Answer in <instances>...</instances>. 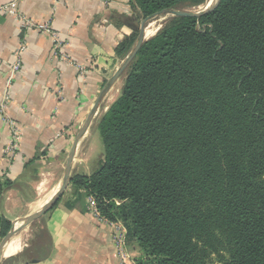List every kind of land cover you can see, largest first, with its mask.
Returning a JSON list of instances; mask_svg holds the SVG:
<instances>
[{
  "label": "trees",
  "instance_id": "16d2710c",
  "mask_svg": "<svg viewBox=\"0 0 264 264\" xmlns=\"http://www.w3.org/2000/svg\"><path fill=\"white\" fill-rule=\"evenodd\" d=\"M204 2L131 0L116 56H127L143 17ZM121 76L96 125L103 161L71 176L72 202L91 196L120 222L137 244L134 264H264V0L168 16ZM12 186L0 177V240Z\"/></svg>",
  "mask_w": 264,
  "mask_h": 264
},
{
  "label": "crops",
  "instance_id": "0c3cea01",
  "mask_svg": "<svg viewBox=\"0 0 264 264\" xmlns=\"http://www.w3.org/2000/svg\"><path fill=\"white\" fill-rule=\"evenodd\" d=\"M17 7L37 24L50 22L65 42L67 54L86 68L81 74L76 66L53 57L47 34L25 29L18 18L0 12V104L4 108L0 113L13 120L20 132L16 154L5 157L11 131L0 117V177L13 182L1 205L11 222L41 208L59 188L72 142L104 83L123 60L115 54L117 45L131 33L123 19L135 13L131 0H18ZM21 44L20 69L9 76V65ZM104 97L79 138L71 175L95 171L90 169L88 154L97 121L111 104H104ZM30 184L35 195H28ZM74 198L69 184L57 205L33 221L41 224L45 239L40 234L31 238L28 229L15 232L12 238L21 241L20 249L2 260L17 256L30 264H119L112 228L87 210L84 198L76 203ZM126 249L129 264H134L139 253L136 245Z\"/></svg>",
  "mask_w": 264,
  "mask_h": 264
},
{
  "label": "built area",
  "instance_id": "2783aa9c",
  "mask_svg": "<svg viewBox=\"0 0 264 264\" xmlns=\"http://www.w3.org/2000/svg\"><path fill=\"white\" fill-rule=\"evenodd\" d=\"M18 0H11L7 3H0V12H3L9 16L18 18L22 22V27L25 29H34L38 32H42L47 34L52 42V56L57 58L58 60L65 62L69 65H74L77 67L81 74L85 71L84 64H77L65 51V42L61 40L55 32L52 30L50 22L45 23H35L32 19L27 17L21 11H19L17 7ZM24 49V44H21L19 48L14 53V59L9 65L10 75H14L20 69L21 60H20V52ZM3 104H0V112L3 110ZM0 117L6 121L9 129L11 131V140L4 148L3 152L5 157L11 158L13 157L19 146L20 140V132L15 124V122L9 118L2 116L0 113ZM87 202V210L99 221L107 224L112 228L113 235V246L115 253L118 257L119 264H129V256L126 249V229L120 222L108 221L104 217H102L96 209L95 201L91 196L86 198ZM133 264V263H132Z\"/></svg>",
  "mask_w": 264,
  "mask_h": 264
},
{
  "label": "water",
  "instance_id": "95a60500",
  "mask_svg": "<svg viewBox=\"0 0 264 264\" xmlns=\"http://www.w3.org/2000/svg\"><path fill=\"white\" fill-rule=\"evenodd\" d=\"M218 3H219V0H216L212 5L206 6L204 9H202L200 11L186 10V9L181 10V9H173V8L164 9V10L156 12L150 16L143 17L141 19L140 27H139V33H138V36L136 38L134 45L132 46V48L129 51V53L127 54V56L121 61L120 65L115 70V72L104 83L96 101L93 104L91 111L89 112V114H88V116H87V118L83 124V126L79 129V131L77 132V134H76V136L72 142V146H71L70 152H69L67 160H66V164H65V168L63 171V176H62V180H61V184H60L59 188L51 196V198L47 202L44 203V205L41 208H39L38 210H36V211H34L28 215L21 216V217L16 218L15 220H13L9 230L7 231L5 236L0 240V262H1L2 258L5 256V254H4L5 246L8 244V242L11 240L12 236L16 232L17 224H19V223L28 224V223H31L32 221L38 219L40 216H42L44 213H46L48 210H50L57 203V201L64 194L65 190L68 188L69 183H70V179H71L72 164H73V160L75 159L76 149H77V144H78L79 138L82 136V134L88 128V126L92 120V117H93L94 113L96 112V110L98 109V107L100 106L101 101H102L103 97L105 96V94L114 85V83L118 80V78L122 75V73L124 72V70L126 69L128 64L131 62V60L133 59V57L137 53L142 42L145 39H147V37L145 36V28L147 27L149 22L151 20H153L154 18H157L159 16H167V17L168 16H200V15L212 10L214 7H216V5Z\"/></svg>",
  "mask_w": 264,
  "mask_h": 264
},
{
  "label": "rangeland",
  "instance_id": "374dc122",
  "mask_svg": "<svg viewBox=\"0 0 264 264\" xmlns=\"http://www.w3.org/2000/svg\"><path fill=\"white\" fill-rule=\"evenodd\" d=\"M216 0H205L204 3L200 4L199 6H196V7H192L191 9L190 8H187L186 10H194V11H200L202 9H204L206 6H210L212 5ZM206 3V4H205ZM154 23H156V28L159 29L164 23L167 22V16H159L157 18H154L153 20ZM150 21V22H151ZM149 22V23H150ZM163 22V23H162ZM139 27H140V24H139ZM157 31V30H156ZM148 38V37H147ZM122 76H120V80L118 82H116V84L108 91V94H106V98L104 100V104H109L110 102L113 101V99L118 95V90L120 89L121 85H122ZM91 144H92V147H93V150H91V152L88 154L89 156V162L90 163V169L92 171L96 170L99 168V166L101 165L102 161H103V158H104V147H103V144L101 142V139H100V136H99V133L97 130H95V132L93 133L92 135V138H91ZM65 167V166H64ZM64 171V170H62ZM72 176V175H71ZM35 179V178H33ZM32 179V180H33ZM34 181V180H33ZM34 183H37V181ZM70 184V183H69ZM35 185V184H34ZM32 186L33 184L28 187L30 189L31 192L28 193V195H35L33 192H34V189H32ZM42 190H43V187H42ZM42 190H40L42 192ZM42 195V193H41ZM48 201V200H47ZM46 201V202H47ZM44 205V204H43ZM42 205V206H43ZM41 206V207H42ZM39 208H37L36 210H38ZM28 210H26L25 213H28L27 212ZM35 211V210H34ZM9 212L11 213V215H15V211H11L9 210ZM14 212V214H13ZM30 214V213H29ZM25 215H28V214H25ZM19 217V216H18ZM24 229H28L29 230V234L32 235L31 238H35L36 234L39 236H43L44 234L41 232L43 229L41 228V224L39 223H33V221L31 223H28V224H23V223H20L16 226V233H19L20 231L24 230ZM43 238V240L45 239L44 236L41 237ZM30 240V239H29ZM45 243V241H44ZM131 243H134L137 247V244L136 242L132 241L131 239H128L127 236H126V247H129V244ZM8 245V244H7ZM138 249V247H137ZM139 251V250H138ZM25 254V253H24ZM139 254V253H138ZM138 255H136L137 257ZM4 264H14V262H4Z\"/></svg>",
  "mask_w": 264,
  "mask_h": 264
},
{
  "label": "bare ground",
  "instance_id": "6f19581e",
  "mask_svg": "<svg viewBox=\"0 0 264 264\" xmlns=\"http://www.w3.org/2000/svg\"><path fill=\"white\" fill-rule=\"evenodd\" d=\"M206 4V3H205ZM191 9V8H190ZM163 23V22H162ZM157 28H156V23H154L153 21H151L147 27L145 28V36L146 37H150L153 34H155ZM14 236V235H13ZM18 236V235H17ZM21 242V241H20ZM20 242L18 239L16 238H11V240L8 242V245L5 246L4 249V254L5 256H11L15 253L18 252V250L20 249ZM20 252V251H19Z\"/></svg>",
  "mask_w": 264,
  "mask_h": 264
}]
</instances>
